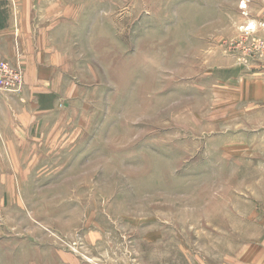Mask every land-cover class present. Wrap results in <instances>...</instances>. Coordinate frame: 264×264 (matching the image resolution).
<instances>
[{
	"label": "rangeland",
	"instance_id": "rangeland-1",
	"mask_svg": "<svg viewBox=\"0 0 264 264\" xmlns=\"http://www.w3.org/2000/svg\"><path fill=\"white\" fill-rule=\"evenodd\" d=\"M63 3L0 68V264H264V0Z\"/></svg>",
	"mask_w": 264,
	"mask_h": 264
},
{
	"label": "crops",
	"instance_id": "crops-1",
	"mask_svg": "<svg viewBox=\"0 0 264 264\" xmlns=\"http://www.w3.org/2000/svg\"><path fill=\"white\" fill-rule=\"evenodd\" d=\"M56 2L58 4L57 7L47 12L43 10V12L37 7V4H32L30 0H14L13 4L17 13V16L14 18V23L8 27L4 24L5 27H3V29L0 28V60H10L15 65L20 62L24 65L25 63H33L34 61L33 59L31 60V56H34V49L37 52V49H42L43 45L46 46V36L43 37L44 35L40 34L33 24L36 21L35 19H37L38 23L39 14L43 12L42 15L51 18V22L61 20V18L69 21L81 10L79 4H75V7H73L66 6L63 0H56ZM58 35L59 34H56V36ZM18 48L20 49L19 51ZM56 53L57 52L52 51L50 55L51 58L55 57L54 59H56L59 56V54L57 53V55ZM45 54L44 56H46ZM49 65L56 67V60H52ZM34 68H36V65L33 67L31 66L30 70H34ZM31 83L32 82H29L30 85Z\"/></svg>",
	"mask_w": 264,
	"mask_h": 264
},
{
	"label": "built area",
	"instance_id": "built-area-1",
	"mask_svg": "<svg viewBox=\"0 0 264 264\" xmlns=\"http://www.w3.org/2000/svg\"><path fill=\"white\" fill-rule=\"evenodd\" d=\"M4 62L5 61H2V60L0 61V68H5V66H7V63L6 62L4 63ZM11 64H12L11 66L13 68H16L17 65H15L13 63H11ZM2 82H3V80L0 81V86H1ZM21 88H23V85L21 84V73H19V74L15 75V86L13 88H11V90L13 92H19Z\"/></svg>",
	"mask_w": 264,
	"mask_h": 264
},
{
	"label": "bare ground",
	"instance_id": "bare-ground-1",
	"mask_svg": "<svg viewBox=\"0 0 264 264\" xmlns=\"http://www.w3.org/2000/svg\"><path fill=\"white\" fill-rule=\"evenodd\" d=\"M254 24V23H253ZM254 25H252V27H253Z\"/></svg>",
	"mask_w": 264,
	"mask_h": 264
}]
</instances>
